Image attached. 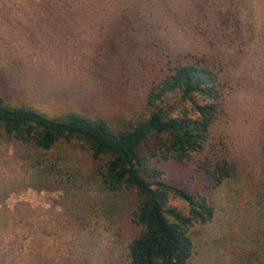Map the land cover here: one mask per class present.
I'll list each match as a JSON object with an SVG mask.
<instances>
[{
	"label": "rangeland",
	"instance_id": "1",
	"mask_svg": "<svg viewBox=\"0 0 264 264\" xmlns=\"http://www.w3.org/2000/svg\"><path fill=\"white\" fill-rule=\"evenodd\" d=\"M246 1L244 15L236 0H0V96L51 116L138 109L162 62L220 60L228 116L217 130L237 173L209 190L193 163L149 159L215 209L193 230L190 264H264V0ZM82 155L0 144V264H130L124 196L72 178ZM57 157L58 176L38 165Z\"/></svg>",
	"mask_w": 264,
	"mask_h": 264
},
{
	"label": "trees",
	"instance_id": "2",
	"mask_svg": "<svg viewBox=\"0 0 264 264\" xmlns=\"http://www.w3.org/2000/svg\"><path fill=\"white\" fill-rule=\"evenodd\" d=\"M236 1L245 15L248 2ZM158 72L144 103L113 117L78 112L51 116L0 96V144H23L35 153L60 145L80 151L85 165L71 177L124 196L133 230L130 264H190L193 230L211 223L215 209L199 192L169 183L160 169L150 168L149 159L163 153L193 163L194 176L209 190L237 173L227 138L217 130L228 116L227 85L223 66L212 55L179 54L162 62ZM52 161L37 162L53 176L63 173L59 163L67 159Z\"/></svg>",
	"mask_w": 264,
	"mask_h": 264
}]
</instances>
